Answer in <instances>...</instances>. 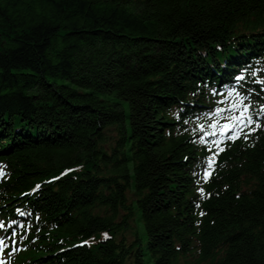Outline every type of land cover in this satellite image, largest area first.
<instances>
[{
  "label": "trees",
  "instance_id": "obj_1",
  "mask_svg": "<svg viewBox=\"0 0 264 264\" xmlns=\"http://www.w3.org/2000/svg\"><path fill=\"white\" fill-rule=\"evenodd\" d=\"M244 65L264 80V0H0V194L37 215L32 259L264 264V117L203 182L175 111Z\"/></svg>",
  "mask_w": 264,
  "mask_h": 264
},
{
  "label": "snow or ice",
  "instance_id": "obj_2",
  "mask_svg": "<svg viewBox=\"0 0 264 264\" xmlns=\"http://www.w3.org/2000/svg\"><path fill=\"white\" fill-rule=\"evenodd\" d=\"M237 81H243L244 77L243 76H238L235 78ZM259 83H264V80L259 81ZM213 94H217L215 90H213ZM250 95L251 93H245L242 92L239 88H230L227 91V98L231 100V103L228 108H222V107H216L214 111H210L206 113L207 116L213 117V116H218L223 113H229V115L225 116V120L228 121L223 124L222 126V131L227 132L229 129H231L234 133V135L231 137L232 139H238L240 138L239 134H236L238 132V129L240 126H251L255 124L257 128L261 127V124L257 122L254 119L255 115H260L264 114V105H260L259 111L258 112H253L252 110V104L250 102ZM246 101H248L246 103ZM226 101H219L218 103L223 104ZM177 118L179 119V114L177 115ZM185 123H188L186 120ZM218 122L214 119L212 124L210 125L211 128L216 129L218 127ZM198 128L203 131L204 125H198ZM254 129L250 128V131ZM193 132H196V129H193ZM244 138L247 139V135H244ZM201 141L204 140V137H200ZM213 145L218 146L220 143L219 141H212ZM222 150V149H221ZM215 155V154H213ZM214 160L213 157H209L207 160L208 167L211 168ZM37 188H39V185H37ZM15 224V221L12 222ZM7 226L3 223L0 222V229H4ZM17 235L16 232H12V236ZM10 238L5 236H0V251H4L6 246H10L6 242ZM12 244L15 243L14 240L11 241ZM2 264V262H0Z\"/></svg>",
  "mask_w": 264,
  "mask_h": 264
},
{
  "label": "rangeland",
  "instance_id": "obj_3",
  "mask_svg": "<svg viewBox=\"0 0 264 264\" xmlns=\"http://www.w3.org/2000/svg\"><path fill=\"white\" fill-rule=\"evenodd\" d=\"M146 259H147V256H146ZM147 264H153L152 262H147Z\"/></svg>",
  "mask_w": 264,
  "mask_h": 264
},
{
  "label": "bare ground",
  "instance_id": "obj_4",
  "mask_svg": "<svg viewBox=\"0 0 264 264\" xmlns=\"http://www.w3.org/2000/svg\"><path fill=\"white\" fill-rule=\"evenodd\" d=\"M214 68V67H213Z\"/></svg>",
  "mask_w": 264,
  "mask_h": 264
}]
</instances>
